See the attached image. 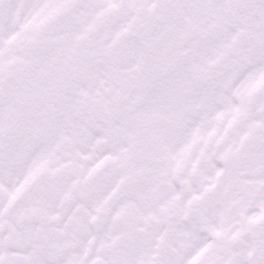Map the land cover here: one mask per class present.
<instances>
[{"label":"snow or ice","instance_id":"1","mask_svg":"<svg viewBox=\"0 0 264 264\" xmlns=\"http://www.w3.org/2000/svg\"><path fill=\"white\" fill-rule=\"evenodd\" d=\"M0 264H264V0H0Z\"/></svg>","mask_w":264,"mask_h":264}]
</instances>
